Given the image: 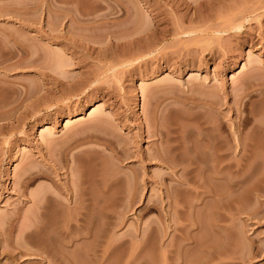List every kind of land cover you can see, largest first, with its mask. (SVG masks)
<instances>
[{"label":"rangeland","instance_id":"obj_1","mask_svg":"<svg viewBox=\"0 0 264 264\" xmlns=\"http://www.w3.org/2000/svg\"><path fill=\"white\" fill-rule=\"evenodd\" d=\"M260 126L264 0H0V264H264Z\"/></svg>","mask_w":264,"mask_h":264},{"label":"bare ground","instance_id":"obj_2","mask_svg":"<svg viewBox=\"0 0 264 264\" xmlns=\"http://www.w3.org/2000/svg\"><path fill=\"white\" fill-rule=\"evenodd\" d=\"M234 28H235V30H236V29H237V30H240V29H241V25H239V26H237V27H234ZM234 28H233V29H234ZM136 103H137V102H136ZM141 104H142V103H141ZM136 105H137V104H136ZM100 122L102 123V121H100ZM100 122H97V123L99 124ZM102 124H103V123H102ZM102 124H101V125H102ZM96 125H97V124H96ZM96 125H95V126H96ZM103 125H104V124H103ZM98 126H99V125H98ZM106 126H107V125H106ZM106 126H103V127L106 129ZM100 127H101V126H100ZM100 127H99V128H100ZM214 127H216V126H214ZM107 128L109 129L108 126H107ZM260 128H261V126H260ZM108 129H107V130H108ZM215 129H216V128H215ZM261 129H262V128H261ZM109 130H110V129H109ZM169 130H170V129H169ZM209 130H210V129H209ZM212 130H213V128H212ZM262 130H264V128H263ZM166 131H167V130H166ZM207 131H208V130H207ZM214 131H215V132H218V131H216V130H214ZM214 131H213V132H214ZM221 131H222V130H221ZM162 132H163V131H162ZM169 132H170V131H169ZM206 134H207V133H206ZM206 134H205V135H206ZM217 134H218V133H217ZM163 135H164V134H163ZM169 135H170V134H169ZM211 135H212L213 137H212ZM207 136H209V137L207 138ZM207 136H206V141L204 140L205 142H207V144H205V146L207 145V146H206L207 149H209V151H210V150H211V151L215 150V152H217L216 154H218V153L221 154V155L219 156L221 160H220V161L217 160V161H218V166H217V167H219V166L222 165V164L225 165L223 161H224V158H225L226 156H224L225 154L223 155V153H222V150H223V148H225V147L222 148L223 145L221 146V143H223V140H222V142H220V140H221V139H219L220 136L217 137V136H214L213 134H210V135H207ZM210 136H211L212 138H210ZM215 137H216V138H215ZM192 139H193V138H192ZM190 141H191V140H190ZM205 142H204V143H205ZM109 143H110V142H109ZM204 143H203V145H204ZM224 146H225V145H224ZM189 147H190V146H189ZM192 147H194V146H192ZM178 148H179V147H178ZM202 148H204V147H202ZM189 149H190V148H189ZM205 149H206V148H205ZM190 150H191V149H190ZM171 151H172V150H171ZM199 151H200V150H199ZM90 152H91V151H90ZM164 152H165V151H164ZM189 152H190V151H189ZM162 153H163V152H162ZM174 153H175V152H173V155H174ZM202 153H203V152H202ZM102 154H103V153H102ZM198 154H199V153H198ZM200 154H201V153H200ZM83 155H84V154H83ZM89 155H90V156H88V157L90 158L92 155H91V153H89ZM97 155H98V153H97ZM97 155H95V158H94V156L91 157V158H93V159H91V161H93L94 159H97L98 156H99V155H98V156H97ZM173 155H172V156H173ZM190 155L193 156L192 154H190ZM190 155H188L186 158H188ZM194 155H195V152H194ZM103 156H104V154H103ZM161 156H162V155H161ZM163 156H164V155H163ZM84 157H85V155L83 156V158H84ZM166 157H167V155H166ZM195 157H196V156H195ZM75 158H76V157H75ZM83 158H82V159H83ZM89 158H87V160H88ZM100 158L102 159V157H100ZM178 158H179V157H178ZM190 158H191V157H190ZM198 158H199V157H198ZM210 158H212V157H210ZM73 159H74V158H73ZM101 159H99V160H100V163H101V165H104V164H102L103 162H101ZM160 159H161V158H160ZM165 159H166V158H165ZM182 159H183V158H182ZM192 159H194V158L192 157V158L190 159V160L193 162V164L195 165V163H196V165H198L197 162H196V160H195V162H194ZM195 159H196V158H195ZM207 159H208V158H207ZM212 159H214V158H212ZM212 159H211V160H212ZM79 160H80V159H79ZM79 160H78V161H79ZM97 160H98V159H97ZM97 160H95V163L98 162ZM102 160H103V159H102ZM104 160H105V159H104ZM168 160H169V159H168ZM184 160H185V159H184ZM204 160H205V159H204ZM211 160H208V161H211ZM215 160H216V159H214L213 161L215 162ZM88 161H89V160H88ZM160 161H162V160H160ZM187 161H188V160H187ZM187 161H186V162H187ZM199 161H200L199 163H201V160H199ZM168 162H169V161H168ZM168 162H166V163H168ZM170 162H172V161H170ZM179 162H180V161H179ZM188 162H189V161H188ZM204 162H205V161H204ZM204 162L202 161L203 164H202V163L199 164L201 167H198V169L196 168V169H197V170H196L197 172H198V170H199L200 168L202 169V168L204 167L205 169H202V171H203V172L205 171V173H207V171H208V174H209L210 171H212V170H210V169H212L211 167H214V168H215V166L217 165V164H213L212 161H211L212 163H207V161H206V165H205V166H207V168H206L205 166H203V165L205 164ZM219 162H220V163H219ZM77 163H78V162H77ZM98 163H99V162H98ZM98 163H97L96 165H98ZM163 163H164V162H163ZM215 163H216V162H215ZM181 164H183V163H181ZM191 164H192V163H191ZM212 164L215 165V166H213ZM172 165H173V164H172ZM185 165H186V164H185ZM211 165H212V166H211ZM79 166H80V165H79ZM99 166H100V165H99ZM174 166H175V165H174ZM177 166H178V164H177ZM177 166H175L174 168H178ZM179 166H180V165H179ZM183 166H184V164H183ZM192 166H193V165H192ZM77 167H78V166H77ZM77 167H76V168H77ZM100 167H101V166H100ZM100 167H99V168H100ZM172 167H173V166H172ZM172 167H171V168H172ZM187 167H190V166H187ZM187 167H186V169H187ZM196 167H197V166H196ZM220 167H221V166H220ZM224 167H225V166H224ZM76 168H75L74 172H76V170H77ZM79 168H81V166H80ZM79 168H78V169H79ZM208 168H209V169H208ZM222 168H223V167H222ZM102 169H103V167L101 168V170H102ZM184 169H185V168H184ZM191 169H192V168H191ZM201 169H200V171H201ZM215 169H216V168H215ZM218 169H220V168H218ZM224 169H225V168H224ZM99 170H100V169H99ZM104 170H105V169H104ZM107 170H108V169H107ZM107 170H105V172H106ZM192 170H193V169H192ZM206 170H207V171H206ZM221 170H222V169H221ZM221 170H220V171H221ZM225 170H226V169H225ZM77 171H78V170H77ZM82 171H83V170H82ZM82 171H80V172H76V173H77V174L79 173V174L81 175ZM194 171H195V170H194ZM200 171H199V172H200ZM202 171H201V172H202ZM222 171H224V170H222ZM191 172H192V171H190L189 173H191ZM213 172L215 173V171H213ZM100 173H101V172L99 171V174H100ZM106 173H107V172H106ZM106 173L103 172L104 175L102 174V175H101V178H100V181H101V183L103 184V185H102V186H103V187H102V189H103L102 191H103L104 193H107L108 190H109L110 188L112 189V186L115 185L117 182H118V184H119V182H120L121 179H127V177H126V178H123V177L120 178V177H118L120 174H117V175H115V176H111V175L108 176V173H107V175H106ZM222 173H223V172H222ZM222 173H220V174H222ZM73 174L75 175V173H73ZM193 174H195V172H194ZM199 174H200V173H199ZM80 175H79V176H80ZM187 175H189L188 172H187ZM202 175H203V174H202ZM206 175H207V174H204V177H205ZM213 175H214V174H213ZM213 175L211 174V176H210V175H207V176L212 177ZM215 175H216V174H215ZM215 175H214V176H215ZM223 175H224V174H223ZM79 176H78V177H79ZM83 176H84V175H83ZM99 176H100V175H99ZM99 176H98V177H99ZM192 176H193V175H192ZM207 176H206V178H207ZM219 176H220V175H219ZM219 176H218V177H219ZM75 177H76V176H75ZM80 177H81V176H80ZM98 177H97V178H98ZM185 177L188 178L187 176H185ZM195 177H197V179L199 178L197 175H195ZM202 177H203V176H202ZM222 177H223V176H222ZM83 178H84V177H83ZM186 178H185V180H184V178H183V181H184V183L187 181V182L185 183L187 187L184 186L185 184H184L183 186L186 188L185 190H188V189H189L188 187H191V185H193V183H192V182H189V181H193V180H191L192 178H191V179H188V180H187ZM206 178H204V179H206ZM84 179H85V178H84ZM197 179L194 180L195 183L197 182ZM202 179H203V178H202ZM202 179H201V180H202ZM207 179L210 180L209 178H207ZM80 180H81V178H80ZM129 180H130V181H129V182H130V185H128V186H133V185L131 184V183H134V182L131 181V180H132V177H129ZM123 181H125V180H123ZM123 181H122V182H123ZM181 181H182V180H181ZM199 181H200V180H199ZM205 181H206V180H205ZM77 182H79V180H78ZM81 182H82V181H81ZM182 183H183V182H181L180 185H181ZM188 183H191V185H190V184H189L190 186L187 185ZM198 183H199V182H197V184H198ZM203 183H206V182H203ZM83 184H85V183H83ZM83 184L81 183V186H82ZM118 184H117V186H120V185H118ZM134 184H135V183H134ZM199 184H200V183H199ZM199 184H198V185H199ZM201 184H202V183H201ZM201 184H200L199 187H198V185H196V187H197V188H201ZM79 185H80V184H79ZM79 185H78V186H79ZM203 185H204V184H203ZM203 185H202V186H203ZM205 185H206V184H205ZM181 186H182V185H181ZM194 186H195V184H194ZM194 186H192V187H194ZM207 186H208V184H207ZM113 187H114V186H113ZM133 187H135V186H133ZM133 187H131V188H133ZM196 187H195V188H196ZM197 188H196V189H197ZM204 188H205V187H204ZM206 188H208V187H206ZM238 188H239V187H238ZM107 189H108V190H107ZM196 189H195V193H197L196 191L199 190V189H197V190H196ZM202 189H203V187H202ZM75 190H76V189H75ZM81 190H82V189H80V194H79V192L77 193V190H76V191L72 190L73 197H74V199H75V200H74V203H76V204H78V203H83V202L85 201L84 197L82 196L85 192L82 194V193H81ZM129 190H130V189L128 188L127 191H129ZM191 190H193V189H191ZM210 190H211V189H210ZM78 191H79V189H78ZM110 191H111V190H110ZM110 191H109V192H110ZM193 191H194V190H193ZM203 191H204V189H203ZM205 191H206V189H205ZM205 191L203 192V194L205 193ZM208 191H209V190H208ZM200 192H201V191H200ZM104 193H103V194H104ZM125 193H126V192H125ZM129 193H130V194L126 193V196H124V197H127V198H126L127 201H128V200H129V201H132V199H133L134 197H136L137 195H135V194L133 193V194L135 195V196H133L131 190L129 191ZM193 193H194V192H193ZM198 193H199V192H198ZM198 193H197V194H198ZM206 193H207V192H206ZM221 193H222V192H221ZM118 194H119V193H118ZM199 194H202V192L199 193ZM209 194H210V193H209ZM213 194H214V192H213ZM216 194H217V193H216ZM216 194H214V195H216ZM223 194H224V193H223ZM127 195H128V196H127ZM84 196H85V194H84ZM124 197H123V198H124ZM218 197H219V196H218ZM221 197H222V199H226V197L223 196V195H221ZM219 198H220V197H219ZM135 199H136V198H134L133 201H134ZM129 201H128V202H129ZM84 203H85V202H84ZM67 206H70V204H67ZM79 206H80V205H79ZM76 207H77V206H76ZM76 209H77V208H76ZM80 209H81V208H80ZM80 213H81L82 216L85 214V213H83L82 211H81ZM79 216H80V215H79Z\"/></svg>","mask_w":264,"mask_h":264}]
</instances>
